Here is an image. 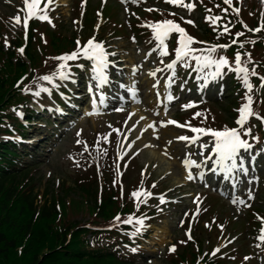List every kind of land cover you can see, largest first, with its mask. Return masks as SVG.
Returning <instances> with one entry per match:
<instances>
[{
  "label": "rangeland",
  "instance_id": "1",
  "mask_svg": "<svg viewBox=\"0 0 264 264\" xmlns=\"http://www.w3.org/2000/svg\"><path fill=\"white\" fill-rule=\"evenodd\" d=\"M75 1L77 0H55L54 4H50L51 7L47 11V15L50 17L52 23L49 24L47 21L37 19L38 26L36 27L39 29L37 34H41L45 27L46 29L53 30L56 26H58L59 28L61 27V33L63 35L69 34L65 31H72L73 35L78 37L79 40L83 39L84 35L85 38L94 36L95 39H101L103 42L102 46L105 51L109 53L108 56H115L113 59L114 64L120 62L122 64V68L131 78V81L126 85L127 89L131 88L133 91L143 92L142 94L146 97V101L149 100V98L152 99L151 103L154 104L156 110L151 112L150 118L152 121L155 118L157 128L155 130L156 132H148L147 134L140 136L142 127H145V123L142 120H145L143 115L146 111V106H143L142 102H139V104L133 103L129 106L130 109L124 110L126 114L128 111L132 114H134V112H136V114L140 113L142 115V120L138 117V115L131 116L129 119L126 118V114L123 117L120 116L121 118L119 115L115 117L110 116L111 114L107 110H105L107 112L102 111V113H98L97 117H95L90 103L93 99L91 98L89 102L86 103L88 95L83 96L79 99L76 106H71L75 112L81 110L83 111L81 117L75 114V118L77 117V120H74L69 124L66 123L65 126L59 130V132H56L57 136L61 133L60 137L50 136L52 134L53 127L51 124L47 125L46 131L49 132V134H46L47 138L43 140V146L39 147V150L36 154H34L35 156H33L34 159H36V161L33 159V162L37 163L35 164L36 166L34 167L33 172L37 181L36 189L41 192L45 186L46 188H50L54 194H57L59 192V189L57 188L58 184L62 183V181L70 182V180H72L71 176L74 174V170H83V167L80 165V158L84 157V151L82 152L83 143H76L75 141L77 138L74 135L78 130H81L80 134L85 137L84 140H91L95 131L97 137L94 139V144L92 145L95 151H104L106 149L112 151L111 147L104 146L105 143H109L113 145V149L117 150V155L119 154L120 158L122 156H126L123 163L124 166L122 168L123 172L121 171L122 178H119L118 180L120 181L121 190H124L125 183L127 184V187H129L130 185H135L137 181L138 186H141L142 183L144 189L152 193V195L147 198L146 203L141 204L139 208L148 213L154 212L150 219L155 221L151 222L148 227L142 230V234H144L145 237L139 238L137 244H133V247H137L138 257L140 258L142 264H149V261L151 264H169L170 259H175L178 254H181L180 252L183 250L182 245L187 241L191 242L194 249L198 247L201 249L199 254L200 259L208 257L212 258V261L215 263L222 261L231 264L234 259L232 261L229 260L234 255L235 256L233 258L240 260L241 255L244 256L246 253L250 252V257H248L247 260L243 259L240 264H262V262H264L263 251L256 247V244L252 243L254 241V238H252L250 234V230H252V222L249 220V213L245 212L248 207L240 205L239 211H237V206L230 205L228 202L216 197L215 195H217V193L200 185L195 166L190 168L195 180L193 179L188 181L189 183L187 185L184 184L183 186H178L177 184V179L180 178V175L182 174L180 172L184 169L181 159L187 155L190 159L199 163L201 158L199 154V143L209 144L210 141L204 140V136L199 137V140L192 144L179 140L172 141L176 136H191L192 133L188 131L189 129L181 128L176 125H172V127L168 126V129L166 125L161 126L160 121L168 119L173 120L174 113L177 109L175 108V104H172L183 99L186 95L189 97L193 93V91H185V93H181V84H199L201 81L196 79V74L191 78L192 71L186 74L184 68L176 70L174 82L170 83L167 88V92L170 93L174 99L172 101H163V96L166 91L165 80L168 79L167 73L164 71L158 72L154 78L147 75L150 70H153L156 67L163 68V65H160L161 62L158 60L159 57L156 52L150 51V49L147 50V44L141 42L140 40L138 41L131 32L132 26L140 24V22H142L145 18V10L142 11V9H140L138 11H130L127 9L130 5L128 1L121 3L119 0H109V3L112 6L117 7L119 13L115 16V19L122 25V27L125 28V31H122L127 35H115V32L119 30V26L112 25V23H114L113 20H110L109 24L104 25L105 22L102 21L101 18H98L94 29H91L82 36L80 30L81 22L78 18L76 19L72 13L75 8V5H73V2ZM92 1L98 2L101 0H91V2ZM239 4L242 9L245 7L248 9L250 5L255 4H258L260 8L264 9V5L260 3V0H248L247 4L246 0H239ZM22 9V3L19 1L7 0L6 2V0H0V20L5 17L2 23L1 31L4 38L10 37L24 28L22 23L24 12ZM97 10H100V5L96 6L94 3H89L85 8L86 16L90 17V15L94 14ZM219 13H221V10L216 9L215 15L220 16ZM194 14L195 17L191 20L194 21L195 26L186 24L182 20L179 23L182 24L187 31H191L192 34L201 38V34L203 33V29L199 28L202 26L201 14L198 11L194 12ZM16 15H19L21 19V23L18 25L15 24L14 20L10 19ZM220 17L221 20L219 21V25H228V19H225V17L222 16ZM188 18L189 16H186L184 19ZM103 27L104 29H102ZM194 28H198V30L193 32ZM131 37L135 38V42L130 39ZM154 47L155 45L151 47V49ZM137 49H139V51H137ZM46 51L50 52L51 50L46 49ZM146 53H148L147 59H145ZM168 53L169 54L167 56L162 58L163 64H167L170 61L169 59L171 56H174V53ZM133 65H139L138 69L134 73L132 72ZM89 69L90 66L88 67L87 75H85L82 71L81 73H78L75 78L83 77L90 83L91 74ZM44 71H47V69ZM153 84H156L154 89L151 87ZM171 86L175 88L178 87L179 92H177V94H173V92L170 91L172 88ZM55 90L57 89H53L51 91V95L55 94ZM221 90L222 88H214L210 89L208 93L218 94ZM235 96L236 95L234 94L233 97L235 98ZM43 98H47L44 93L36 99L37 101L45 102L43 103L44 105H42L43 108H47L48 110L50 108H55L52 102L46 104L48 98ZM158 99L160 102H158ZM214 99V102L219 103L216 106L218 114L219 112L223 113L224 107L227 103L219 101L222 97ZM47 105H49V107H47ZM257 107L258 102H253V110H256ZM263 108L264 102L258 107V110ZM259 113L264 114V112ZM120 119L123 122L121 127L116 124V121H120ZM127 120L128 123L124 129L123 127ZM133 125H135V127H133ZM113 129L116 131H113ZM124 132H128V138L124 135ZM105 135L108 137L107 142L103 139ZM160 135L165 136L171 141L166 145V149L168 153H171V155L173 154L174 157L168 156L166 158H161L157 155V153H155L159 151L158 148L162 147L161 145L164 143V141L159 138ZM116 136H119L120 138ZM42 138H45V136ZM129 145H131V147H129ZM206 152L207 149L204 150V155H207L205 154ZM112 153L114 154L113 151ZM177 156L178 159L175 160ZM97 160L98 158H95L93 159V162L98 163ZM210 160L211 158H209V161H205L203 166L204 169ZM177 161L180 166H178ZM250 170H252V168H250ZM115 171L117 172V170ZM106 173L111 174L109 172ZM138 173H140V178L136 177V174ZM130 179L135 181L130 182ZM138 179L140 183L138 182ZM153 183L155 184L154 187L152 186ZM252 184L253 182H250L248 187ZM135 189L136 188H133L131 192ZM159 194L164 195L165 203H160L158 199ZM197 194H199L198 197ZM207 197H209L208 201L204 202ZM194 198L198 199V205L194 203ZM130 199L133 201L131 197ZM242 199H244L247 204L253 203L255 204V207L260 206L263 208L264 189H262L258 195H253L252 200H247V197ZM157 208H159L160 211H157ZM127 209L130 211L131 207L128 206ZM191 209L197 214L193 215L194 221L191 224L192 229L189 231L185 230V232L188 231L191 237V239H189L188 236L185 235V232L182 231V228H184L183 226L187 221H184L186 217L185 213ZM258 216L264 218V215ZM81 219L82 218L79 217L78 220ZM181 220L184 221L183 224L180 223ZM178 224L180 228H174ZM217 225H223V228H220ZM175 240L180 244L175 245L174 251L170 253L168 252V247L171 245V242H174ZM255 240L258 241L256 237ZM176 241L174 243H176ZM181 241H183V243H181ZM194 241L199 244H195ZM212 248H218L219 251L214 255H211L210 253H212Z\"/></svg>",
  "mask_w": 264,
  "mask_h": 264
},
{
  "label": "snow or ice",
  "instance_id": "2",
  "mask_svg": "<svg viewBox=\"0 0 264 264\" xmlns=\"http://www.w3.org/2000/svg\"><path fill=\"white\" fill-rule=\"evenodd\" d=\"M7 2V0H6ZM122 3L125 0H121ZM133 3H136L137 0H132ZM165 3H168L173 6H179L185 8L188 12H191L195 4L193 0H164ZM239 2V0H237ZM55 0H43V7H38L41 4V0H23V9L24 12L23 16V27L25 31L27 30L28 22L30 18H36L41 21H47L51 24V19L47 15L46 9L49 8L50 4H54ZM260 3L264 5V0H260ZM84 0H81V7H83ZM223 4L227 5V8H221V12L227 13L230 9L233 14L239 12L238 7H234L232 0H223ZM219 7V5H217ZM127 10V9H126ZM145 11H159L158 9L147 8ZM206 12L210 13V9H206ZM99 15V13H98ZM169 15H174V13H169ZM251 15V13H249ZM227 17L225 16V19ZM10 19L15 21V24H20L21 19L19 15L11 17ZM205 21H209L211 25H217V22L221 20V17L218 15H205ZM181 20L189 25L195 26L194 21L190 19H184L181 17ZM75 23V21H74ZM242 27L245 28L247 31L252 33H257L264 29V23H261L257 27L248 29L247 25H243L241 22ZM142 27H146L151 32V39L155 42V47L150 49V51H155L157 56L161 58V64L163 68L156 67L153 70H150L147 75L149 77H155L158 72L164 71L167 73L168 79L165 80V94L163 96V101H172L174 97L167 92V88L169 84L174 82L175 79V68L179 64L182 68H189L192 69L196 73V79L198 81H203L202 84L197 85V91H200L202 88L206 87L209 81H215L216 79H222L225 70L227 72H231L234 74V78L240 83L242 87L243 96H242V103L240 106L235 109L238 113L237 117L235 118V125L236 127L229 128L224 126L221 129H214L211 127H194L191 126L187 121L183 124L178 123L175 120L168 119L160 121L161 126L165 125H176L181 128H188L189 131L192 133L191 136L188 135H179L174 137V139L179 141H185L188 144L196 143L201 136H208L210 143H199V154H200V162L197 163L195 160L190 159L187 155L184 157L182 164L184 168V172L186 175L184 176L185 180H193V173L189 171L192 166H195L197 169V176L202 177L204 174V163L205 161L210 160L211 168L207 169L209 172H216L219 171L223 173L225 176L232 174L234 172H244L247 173L248 169L245 167L246 158L244 155L241 154V150L247 152L248 150L252 149V144L249 143V140L244 138L248 137L250 133V128L246 126L250 117H255L258 119L262 126H264V117L259 116L257 112H255L252 108L253 105V92H259L264 90V74H260L256 71L257 62H254L251 54L249 51H241L239 49H243L244 43L254 44L255 41H237L235 38L231 39V44H238L239 49L234 51L233 58L230 60L224 54H218L217 52L220 49H227L230 44H214L208 43L206 41H198L195 37L189 35L186 30L181 27V25L174 20L171 19H161L157 21H148L141 25ZM229 31L228 25L220 24L217 27L213 28V32L216 33L217 36L222 34H226ZM176 34V42L175 48L173 49V59H171L167 64H163V57L167 56L168 48L166 41L170 37V34ZM243 35V32L237 31L234 33V37H240ZM41 38L43 36L41 34ZM130 39L135 42V38L131 37ZM76 47L69 53H63L60 56L52 57L58 61L56 64L55 70L49 74H42L38 77H33V80L30 82L35 84V88L33 89L30 87V84H24L20 87L21 83L24 81L25 76H21L19 80L16 81L14 87H20V91L22 94H30L34 101L40 97L42 93L50 94L53 89H59L60 84L56 81L59 80L61 82L71 80L72 83H75V80L72 78V74L70 73L69 69L71 65L67 62L74 61L80 58L90 61V69L89 72L90 76V83L86 86V91L89 93L90 96L98 95L101 97V103H103V94L99 91L103 84L109 82L108 75H107V65L109 61L106 57L109 55L104 49L103 42L95 41L94 36L89 37L83 44H81L80 40L77 38L75 41ZM199 44L202 47H193V45ZM4 46L8 47L7 38H5ZM16 51L18 53H23V47L17 48ZM139 51V49H137ZM148 58V53L145 54V59ZM194 61V64L190 65L189 62ZM251 65V68L248 67ZM76 67L80 68L83 65L77 64ZM139 65H133L132 72L134 73L138 69ZM250 77H255L258 79V84L253 85L250 80ZM45 82L49 87L43 86L40 82ZM184 84H181L180 87L184 88ZM123 87V85H121ZM153 89L156 87V84L151 86ZM129 93L133 92V89H128ZM61 99L65 101L70 107L73 106L69 102V97L60 93ZM158 102L159 99H158ZM90 103L92 104L93 113L95 112V105L96 101L91 100ZM190 107H194L193 101H188L187 103L181 105L182 109H188ZM56 111L61 112L62 109L56 107L55 109H49V111ZM115 111H121L120 108L114 109ZM10 111L14 113L17 118H22L23 113L19 110L17 106H13ZM206 111V110H205ZM131 115V114H130ZM201 116L200 112L193 113V118ZM11 126L9 125V128ZM110 127V126H109ZM135 127V125H133ZM151 127V125H148ZM113 131H116L113 129ZM77 137H79V131L76 133ZM19 140V137H16ZM104 141L107 142L108 137L105 135L103 137ZM252 141H256L257 137L255 135L251 136ZM76 143H81L79 139L75 141ZM171 141H169L170 143ZM98 146V145H96ZM131 147V145H129ZM210 147V151H208L207 155H204V150ZM84 150L87 151V145L84 146ZM264 151V150H261ZM119 156V154H118ZM249 162L254 160V157L247 158ZM99 170V169H98ZM119 173H117L118 175ZM255 177H253L254 179ZM153 187L155 184L153 183ZM207 186V185H205ZM130 197L133 199L135 207L139 208L141 204H145L148 197L152 195V193L146 191L144 187L138 186L135 190L130 192ZM199 194H197L198 197ZM143 197V198H141ZM158 199L161 204L165 203V197L163 194L158 195ZM253 194L251 191L247 192V200H252ZM232 204L237 206V211H239V206L243 205L244 207H249L250 205L245 202L244 199L239 197H233L230 201ZM194 203L198 205V199L194 198ZM157 211H160L157 208ZM197 213L194 212L192 215H196ZM185 215L187 216L188 213L186 212ZM255 215V214H254ZM148 217L141 214L140 216H135L133 214H128L127 216L121 218L120 214L117 213L116 216L112 218V222L109 223L107 226L108 228L118 227L120 224L123 225H132L133 230L123 233L132 239L137 234L141 233L144 225V220ZM256 219L260 221V228H259V235L256 237L258 241H264V218L260 216H256ZM181 224L184 223L183 220L180 221ZM220 228H223V225H217ZM185 235L191 239L188 231L185 232ZM183 243V241H181ZM129 252L135 253L137 251V247H129L128 245H124ZM256 247H260V244H257ZM175 249V245H170L168 247V252H173ZM219 249H213L211 255H214L218 252ZM245 260L248 257L244 258ZM149 264L151 262L149 261Z\"/></svg>",
  "mask_w": 264,
  "mask_h": 264
},
{
  "label": "trees",
  "instance_id": "3",
  "mask_svg": "<svg viewBox=\"0 0 264 264\" xmlns=\"http://www.w3.org/2000/svg\"><path fill=\"white\" fill-rule=\"evenodd\" d=\"M52 40L57 41L54 36ZM34 44L31 36L25 49L30 61L29 71L21 58L12 63L10 59L13 53H4L0 47V121L10 114L12 97L19 93L14 89L16 81L21 76L29 79L31 71L39 67L38 62L44 51L38 50L37 53ZM51 45L55 52L60 48L69 50L64 47L65 44L52 42ZM243 47L258 50L259 56L253 57H257L255 61L264 74V29L254 44L244 43ZM231 48L237 49L239 45ZM248 67L251 68L250 65ZM27 177L26 173L22 176L15 173L0 176V264H130L120 255V251L115 250V244H101L97 240L90 243L87 239L89 228L86 230L65 221L66 204L61 203L59 210H55L54 205L43 206L36 216L34 196L32 192H26L29 187L23 184ZM105 206L111 208L112 203ZM193 260L194 257H191L190 262Z\"/></svg>",
  "mask_w": 264,
  "mask_h": 264
},
{
  "label": "bare ground",
  "instance_id": "4",
  "mask_svg": "<svg viewBox=\"0 0 264 264\" xmlns=\"http://www.w3.org/2000/svg\"><path fill=\"white\" fill-rule=\"evenodd\" d=\"M159 138H161L164 142H167V143H168V138H166L165 136L160 135ZM158 150H159L160 152L157 151V152H155V153H157V155L160 154L162 158H166V154L163 152V148L160 147V148H158ZM245 177H246V174H245V173H241V174L239 175L238 181H239V182H242V181L245 179ZM226 179H227V178H226ZM184 181H188V180H185V179H184V175H183V176H182V182H184ZM237 184H238V183H237ZM155 264H157V263H155Z\"/></svg>",
  "mask_w": 264,
  "mask_h": 264
}]
</instances>
